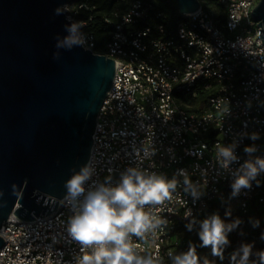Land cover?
Returning a JSON list of instances; mask_svg holds the SVG:
<instances>
[{"label":"built area","instance_id":"obj_1","mask_svg":"<svg viewBox=\"0 0 264 264\" xmlns=\"http://www.w3.org/2000/svg\"><path fill=\"white\" fill-rule=\"evenodd\" d=\"M259 2L220 0L225 9L220 21L200 0V8L182 15L185 19L172 30L153 4L134 0L126 12L114 13L118 20L105 17L112 32L101 53L94 50L95 36L82 32L85 48L116 63L93 134V180L115 183L127 167L169 179L177 169H186L204 193L193 203L178 187L172 203L149 209L165 218L167 227L147 245L136 243L158 254L164 264H170L169 253L185 251L178 230L190 219L229 211L246 221L252 232L250 217L258 218L264 227V176L259 178L260 187L254 184L247 194L230 199L232 176L216 159L217 144L240 141L237 154L243 162L244 146L253 143L247 135L252 133L260 136L255 141L260 147L257 155L264 156L263 31L253 15ZM70 6L76 13L72 20L79 22L78 11L87 3L77 0L67 11ZM202 94L205 105L191 103ZM144 148L155 155L143 158ZM137 149L140 157L135 155ZM58 200L57 210L45 217L24 220L10 215L0 228L4 239L0 264H74L80 246L66 231L72 212L63 198Z\"/></svg>","mask_w":264,"mask_h":264},{"label":"water","instance_id":"obj_2","mask_svg":"<svg viewBox=\"0 0 264 264\" xmlns=\"http://www.w3.org/2000/svg\"><path fill=\"white\" fill-rule=\"evenodd\" d=\"M75 1L0 0V228L13 213L24 220L52 214L72 170L90 161L116 63L85 47L60 49L53 59ZM176 1L181 15L201 6ZM57 7L65 13L55 15ZM253 15L264 44V0Z\"/></svg>","mask_w":264,"mask_h":264},{"label":"clouds","instance_id":"obj_3","mask_svg":"<svg viewBox=\"0 0 264 264\" xmlns=\"http://www.w3.org/2000/svg\"><path fill=\"white\" fill-rule=\"evenodd\" d=\"M65 9L57 7L55 15H63ZM67 19L70 23L64 28L67 35L55 37L53 59L60 58V49L72 50L84 48L87 41L81 32L83 25ZM86 50V49H85ZM253 141L244 146L246 159L241 162L237 154L240 141L228 145H216V159L220 168L232 176L230 182V199L239 198L253 188L260 187V177L264 176V156L257 155L260 147L255 141L260 139L256 133L247 135ZM141 156L139 149L135 150ZM155 155L148 148L143 149V158ZM233 165H237L234 169ZM96 169L92 163L72 170L65 181L64 202L71 209L72 215L67 221V234L80 246V254L74 258V264H164L158 254L141 248L136 241L147 245L157 233L167 227V220L153 214L149 209H163L174 200L178 187H182L193 203L201 199L204 193L194 184L186 169H177L171 179L162 174L148 172L139 167H127L119 175L117 182L93 180ZM182 178V179H181ZM191 216V213H189ZM253 229H258V218H249ZM239 217L232 219L226 211L224 217L219 212H212L203 219H190L185 224L188 232L196 231L198 247L210 249L211 255L224 260L226 249L232 246L230 235L236 232L243 236ZM264 241V231L260 233ZM254 242H240L230 256V264H264V249L254 252ZM170 264H201L196 246L189 244L186 251L169 253ZM203 264H208L205 260Z\"/></svg>","mask_w":264,"mask_h":264},{"label":"trees","instance_id":"obj_4","mask_svg":"<svg viewBox=\"0 0 264 264\" xmlns=\"http://www.w3.org/2000/svg\"><path fill=\"white\" fill-rule=\"evenodd\" d=\"M87 3V7L82 8L78 11L77 20L79 22H86L85 25L81 28V32H89L95 36L96 39V52L101 53L104 50L105 43L111 38L112 27H110L106 21L105 17H112L114 20H118L115 17L114 13L120 11L124 13L128 10L129 5L134 0H79ZM148 3L153 4V6L165 15V25L175 30L178 23L185 18L181 15L179 7L176 0H144ZM205 6L213 13L216 19L223 21L225 16V9L221 5L220 0H205ZM220 24V22H219ZM206 95L202 94L200 98L192 100L191 103L195 105H205ZM194 109V108H193ZM225 212H221V216L224 217ZM232 219H235L231 215ZM184 223L178 230V237L181 240L185 247L184 250L188 249L190 243L196 246L197 253L200 257L201 263L205 259H201V253L204 248L198 247V237L196 231L188 232L185 229ZM241 230L244 235H238L236 232L230 235L232 240V246L227 250L225 254V259L223 264H230V256L235 248L238 247L240 242H254L255 248L254 252L257 250L264 249V241L260 240V233L264 231V227L255 229L253 232L247 228V222L243 221L241 224ZM221 262V261H220Z\"/></svg>","mask_w":264,"mask_h":264},{"label":"rangeland","instance_id":"obj_5","mask_svg":"<svg viewBox=\"0 0 264 264\" xmlns=\"http://www.w3.org/2000/svg\"><path fill=\"white\" fill-rule=\"evenodd\" d=\"M67 12H68V16H71V18L76 15V13L74 12V9L71 6H70V10ZM226 253H227V250L225 251V254ZM225 254H224V259H225ZM201 259L207 260L208 264H219L220 263V260L218 258H215L211 255L210 249H206V248H204L201 253ZM203 262L201 264H203Z\"/></svg>","mask_w":264,"mask_h":264}]
</instances>
